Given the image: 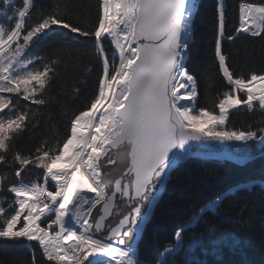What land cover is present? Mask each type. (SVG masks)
I'll return each instance as SVG.
<instances>
[{
    "label": "snow or ice",
    "instance_id": "snow-or-ice-1",
    "mask_svg": "<svg viewBox=\"0 0 264 264\" xmlns=\"http://www.w3.org/2000/svg\"><path fill=\"white\" fill-rule=\"evenodd\" d=\"M70 7L0 0V264H179L197 244L185 234L200 226L218 251L230 236L209 217L229 192L264 191V180L194 206L173 225L172 241L148 248L153 262L140 259L139 244L162 191L196 149L227 145L219 158L241 166L254 159L252 147L264 155V126H229L234 111L264 115V71L237 73L223 49L242 35L264 41V0H240L232 32L217 0L213 61L225 88L213 110L197 109L198 78L186 66L197 0H99L91 26L74 20ZM81 38L92 52L76 49L73 58L92 55L99 73L92 97L72 110L62 96L81 93L76 84L68 92L66 60ZM54 105L68 114L64 133L22 147L41 109ZM17 246L26 259L13 254Z\"/></svg>",
    "mask_w": 264,
    "mask_h": 264
},
{
    "label": "trees",
    "instance_id": "trees-1",
    "mask_svg": "<svg viewBox=\"0 0 264 264\" xmlns=\"http://www.w3.org/2000/svg\"><path fill=\"white\" fill-rule=\"evenodd\" d=\"M36 2L39 3L40 0ZM65 2L70 4L74 20L81 21L87 26L95 22L99 0H65ZM19 3L20 0H17V4ZM197 3L199 12L186 66L198 78L200 96L197 109L213 110L214 98L225 88V82L213 61L217 1L197 0ZM239 3L240 0L224 1L227 32H232L238 26ZM41 48L47 55V40ZM92 48L91 40L81 38L74 43L73 50L66 60L65 79L69 81L68 92L71 93V85L76 84L81 93L78 97L62 96V102H66L72 110L83 108L96 89L99 67L95 58L90 54L73 58L76 49L91 53ZM223 49L230 58L229 62L233 70L237 73L264 71V41L259 38L242 35L235 42L225 40ZM22 103L27 104L23 101ZM67 123L68 114L62 112L59 105L41 109L38 126L21 139L20 145L26 149H34L43 139H48L52 144L64 133ZM249 125L254 128L264 126V115L259 111L241 110L234 111L229 118L230 127L240 129ZM250 151L256 157L243 166L226 160L197 156L189 158L181 171L174 175L162 191L160 203L139 244L140 259L153 262L154 257L147 254L148 248L153 242H158L162 247L172 241L173 225L186 221L194 206L202 205L215 194L224 192L238 183L254 179L264 180V155H258L261 153L259 146L252 147ZM34 178L29 177V179ZM209 219L229 234V242L219 245L218 251H214L217 246L212 245L207 236L201 235L202 226L197 227L185 234L186 241L195 235L197 244L187 256L182 254L177 257L179 264H264V191L257 188L251 192L229 193L220 210ZM231 238L238 240L239 244L233 247ZM12 252L22 260L27 258L23 246H17Z\"/></svg>",
    "mask_w": 264,
    "mask_h": 264
},
{
    "label": "water",
    "instance_id": "water-1",
    "mask_svg": "<svg viewBox=\"0 0 264 264\" xmlns=\"http://www.w3.org/2000/svg\"><path fill=\"white\" fill-rule=\"evenodd\" d=\"M198 151H204V152H208L210 153L211 151H214V150H220L222 152L224 151H230L227 147V145H219V144H215L213 143V145L209 148H199V149H196Z\"/></svg>",
    "mask_w": 264,
    "mask_h": 264
}]
</instances>
